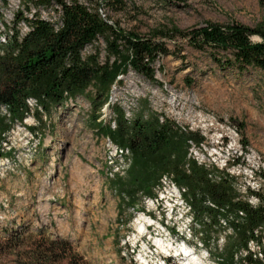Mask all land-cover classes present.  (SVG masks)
Masks as SVG:
<instances>
[{"label":"rangeland","instance_id":"1","mask_svg":"<svg viewBox=\"0 0 264 264\" xmlns=\"http://www.w3.org/2000/svg\"><path fill=\"white\" fill-rule=\"evenodd\" d=\"M79 1L88 4L87 0ZM124 1L122 8L110 9L101 3L99 10L123 30L140 36L171 24L187 29L203 25L204 20H236L250 26L264 18V4L258 0ZM17 10L29 17L39 14L51 23L60 21L59 7L54 3L0 1V39L12 28ZM17 27L22 33L27 30L24 22ZM252 39L259 40L257 36ZM163 41L170 54H161L153 64L155 80L130 69L113 84L111 105L119 104L129 119L137 114L146 118L154 112L175 124L189 123L192 117H200L205 123L208 120L202 116L214 113L240 130L247 143L244 152L255 149L264 157V73L255 67L244 72L219 67L208 50H198L186 37ZM104 46L99 38V43L86 46L83 54L97 47L100 59L105 60ZM217 53L230 55L222 50ZM90 108L83 97L67 99L47 110L32 102L23 123H14L1 137L0 264H20L33 251L42 254L46 264H217V252L231 241V233L217 225H205L204 243L194 239L199 224L192 218L191 209L183 213L176 204L174 197L185 200L184 194L166 186L167 180L165 185L154 187V196L138 193L132 206L120 205L111 183L116 177L111 174L121 166L126 169L127 160L114 143L93 131ZM100 116L112 123L115 117L109 105L101 109ZM201 147L193 148L192 158L210 163V168L222 164L223 157L211 149V144ZM254 181L243 176L242 185ZM233 185L239 198L251 199L243 187ZM170 205L178 207L170 209ZM148 217L155 222L151 227ZM221 221L225 227L226 221ZM189 223L192 228L195 225L190 239L182 233ZM59 237L69 241L70 253L61 258L45 254L49 239ZM249 246L257 250L254 244ZM182 247L189 253L183 255ZM128 249L135 254L132 260ZM190 255L197 257L195 262L188 258Z\"/></svg>","mask_w":264,"mask_h":264},{"label":"trees","instance_id":"2","mask_svg":"<svg viewBox=\"0 0 264 264\" xmlns=\"http://www.w3.org/2000/svg\"><path fill=\"white\" fill-rule=\"evenodd\" d=\"M258 1L263 6L264 0ZM40 2L59 7V23H51L36 13L29 17L17 10L12 28L5 31V42H0V139L14 123H23L30 111V99L47 110L70 98H86L91 104L93 131L107 137L127 160L126 169L121 166L111 174L116 176L111 183L120 205L132 206L138 193L154 196V187L167 175L186 189L184 197L192 207L193 219L202 220L205 215L203 223L231 233V241L217 252V264H264V186L262 192H256L259 203L253 206L239 198L230 175L207 169L190 158L189 141H203L197 133L185 132L154 112L146 118L137 114L129 119L119 104L111 105L109 100L113 84L130 69L155 80L153 64L161 54H170L163 39L175 36L188 38L198 50H208L219 67H233L240 72L255 67L264 73V18L250 26L236 20H204L203 25L187 29L171 24L166 29H152L149 36H140L123 30L99 10L101 3L110 9L122 8L124 0H87L88 4L79 0ZM19 22L27 27L23 33L17 27ZM99 38L104 40L105 60L100 59L97 47L94 52L83 54L84 48L99 43ZM220 50L230 55L218 56ZM105 105L115 115L113 123L100 119ZM116 173H124V177ZM197 219L194 221L199 229L195 234L204 243L203 224ZM221 220L226 221L225 227ZM251 243L261 250V258L254 257ZM46 248L45 254L60 258L71 251L69 241L61 237L49 239ZM43 258L33 251L20 264H46L42 263Z\"/></svg>","mask_w":264,"mask_h":264},{"label":"built area","instance_id":"3","mask_svg":"<svg viewBox=\"0 0 264 264\" xmlns=\"http://www.w3.org/2000/svg\"><path fill=\"white\" fill-rule=\"evenodd\" d=\"M205 116H202L203 119L208 120L205 123H201L200 117H192L189 123L185 122L182 124L177 121L176 124L185 132L197 133L201 137L200 139H203L204 143L211 144V149L223 151V154L232 153L233 160H228V164H224L223 167H232L233 180L235 181L236 185H240L244 189H247L250 197H255V201H259L256 192L252 193L251 186L258 185L259 192H262L261 185H264V157H261L255 149L252 152H244V145L247 143L243 142L240 130L237 127H234L232 124L230 125V123L227 121L219 119L214 113L207 112ZM193 152H189L191 154V158ZM203 154L205 153L201 152V157H203ZM194 160L196 161V159ZM164 174H170V176H173V174L167 172H164ZM254 175L261 176L260 184L242 185L243 176ZM157 194L160 195V193ZM165 200L167 201V199ZM153 215L159 219L158 214ZM182 223L183 222H180L178 225ZM255 247L257 248L256 251L251 249L254 253V257L257 256L258 258H261V250L257 246ZM134 255L135 254L129 251V256L131 258H133Z\"/></svg>","mask_w":264,"mask_h":264},{"label":"bare ground","instance_id":"4","mask_svg":"<svg viewBox=\"0 0 264 264\" xmlns=\"http://www.w3.org/2000/svg\"><path fill=\"white\" fill-rule=\"evenodd\" d=\"M5 40H6V38H5V34H3V36H2V38L0 39V42H5ZM35 103L33 100H29V103L31 104V103ZM36 104V103H35ZM189 143H191V145L189 146V152H191L192 150H193V148H194V150L195 149H200V147L201 146H204V144L206 145L207 143H204L203 141H201L200 143H198V144H196V143H192L191 141H189ZM202 148V147H201ZM247 149V148H246ZM245 149V147H244V150H246ZM249 150V149H248ZM200 151H202V150H200ZM122 152V151H121ZM218 154H220L222 157H223V162H221L222 164L220 165V164H217V163H215V165H218V167L217 166H213L212 168H210L211 167V164L210 163H208V165H206V164H204L203 162H201L200 160H202V159H200V160H198V158H196V157H193L194 159H196V161L198 162V164H200V165H202V166H205L207 169L209 168V169H214V170H216L217 172H221V173H226V174H228V175H230L232 178H233V172H232V167H230V166H224L223 167V165L224 164H228V160H233V157H232V153H225V154H223V151H218ZM189 156H190V158H191V154L189 153ZM197 156V155H196ZM199 156V155H198ZM205 160V159H204ZM118 171V170H117ZM220 177V176H219ZM247 177V176H246ZM217 178V177H216ZM251 178L253 179V180H255L254 181V183H252V184H248V185H254V184H260L261 183V176H256V175H254V176H251ZM165 180H167L168 181V183H169V185H166V186H171L170 187V189H173V190H176V191H179V193L180 192H182V194H184V192H186V189L185 188H183V187H181V186H177L167 175H164L161 179H160V182H159V184L158 185H165L166 183H165ZM250 182V181H249ZM235 184V183H234ZM245 185V184H244ZM240 186V185H239ZM263 186L264 185H261V187L263 188ZM252 187V192H258L259 191V187H258V185H254V186H251ZM169 188V187H168ZM235 188V187H234ZM263 190V189H262ZM172 192V191H171ZM245 192L248 194V196L250 197V195H249V193L247 192V189H245ZM173 193V192H172ZM245 193V194H246ZM173 197H174V193H173ZM246 198H247V196H246ZM245 198V199H246ZM174 201L176 202L177 201V205H179V206H181L180 208H183V213L184 212H186L187 210H190L191 209V207L189 206V204H187L186 203V201L185 200H182V199H180V198H178V197H174ZM246 201L247 202H249L250 204H252L253 206H255V205H257L259 202L258 201H255V197H251V199L250 200H247L246 199ZM172 203V202H171ZM168 204V203H167ZM173 206V205H170V209H174V207H178V206ZM186 209V210H185ZM144 213V212H143ZM145 214V213H144ZM143 214V215H144ZM150 217V216H149ZM148 217V218H149ZM149 220H150V222H149V224H148V226H153L154 224H155V222L151 219V218H149ZM195 226V225H194ZM194 226H193V228L191 227V223H189L188 224V228H184L183 229V231H182V233H184V234H188L189 235V239L191 238V236H192V230L194 231ZM176 231V230H175ZM228 231V230H227ZM168 232V231H167ZM183 237V236H182ZM181 236H180V241L181 242H184L183 241V238H182ZM194 239H197L198 240V238H197V236H196V234L194 235ZM177 240V239H176ZM200 242V241H199ZM183 245V244H182ZM187 251V253H189V250H187L186 249V247H182V249H181V253L184 255V254H187V253H185ZM191 256V255H190ZM174 257H176V256H174ZM188 258H190V259H192L193 260V262H195V260L197 259V257H195V256H191V257H188ZM189 262V261H188ZM198 263V262H197ZM190 264H192V262L190 263Z\"/></svg>","mask_w":264,"mask_h":264}]
</instances>
